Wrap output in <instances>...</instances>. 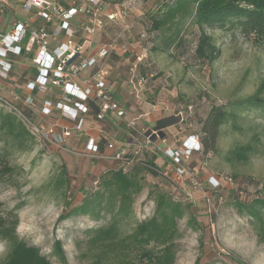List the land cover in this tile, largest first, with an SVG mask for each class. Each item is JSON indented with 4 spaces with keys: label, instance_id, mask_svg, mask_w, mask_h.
<instances>
[{
    "label": "rangeland",
    "instance_id": "obj_1",
    "mask_svg": "<svg viewBox=\"0 0 264 264\" xmlns=\"http://www.w3.org/2000/svg\"><path fill=\"white\" fill-rule=\"evenodd\" d=\"M123 1L126 0H104L109 4ZM173 1L137 0V7L125 20L126 31L120 25L105 27L93 39V44H111L113 48L111 54L115 57H110V54L102 66L110 73L112 91L128 90L126 101L133 103L134 109L130 110L124 102L122 104L126 107L128 120L136 122L133 128L126 126L125 119L107 114L101 121L92 119L97 123L93 122L88 127L84 125L82 132L73 133L65 146L35 141L30 151L19 152L7 148L8 162L22 170L0 183V216L14 211L18 216L17 237L39 248L52 264H56L54 258L50 257L55 240L61 242L68 264H92V259L84 256V231L105 221L96 223L84 216L57 222L65 212L63 192L73 199V206L78 205L84 193L95 190L94 182H98L101 174L122 168L120 162L112 160L119 148H124L126 155L137 156L133 162L135 166L142 156L146 159L156 156L165 160L164 166L159 162L160 173L156 175L147 171L130 175L142 188L132 205L133 221L144 222L153 215L154 203L147 198L149 192L164 193L169 196L170 204L183 205L184 218L177 221L179 237L175 241L174 264H194L196 259H199V264H234L229 254L236 255L246 264H264V246L256 241L247 220L240 218L233 209L232 196L227 193L232 186L219 180L221 176L228 178L236 175L233 187L252 195L256 189H261L264 196V114L255 109L240 111L237 120L239 131L233 130L230 122L220 128L216 155L197 154L183 162L182 165L193 174L199 185L196 189L191 186L187 176L176 178L174 168L164 154L169 148L181 147L188 136L193 135L197 140L202 137L201 123L213 107L244 100L258 90L264 96V88H261L264 82V41L257 44L227 26L206 30L219 50L216 60L210 64L196 56L198 29L187 18L179 26L178 37L165 49L173 27L166 25L157 31L151 28L153 19L161 17L166 6ZM142 29H149L148 38L142 43L145 51L136 46L138 33ZM140 54L145 55V59L137 70L149 78L136 96L127 85L126 73L128 66L135 61V55ZM53 92L36 93L33 96L36 108L33 110L12 101L10 95L0 96V111H13L11 105L25 111L30 120L41 127L56 121L72 126V123L62 120L59 111L53 110L51 117L41 118L39 109L42 101L52 99L49 97L54 96ZM142 114L145 119L150 115L151 121L139 124L138 118ZM167 118L173 124L163 126L162 122ZM88 128H92L93 135L99 133L98 137L103 141V151L98 159L83 152L82 144L91 133L88 131L89 135H86ZM148 136L150 144L147 151L140 150L135 154L137 145H144ZM255 137L257 140H254ZM109 143L115 144L113 150L107 148ZM247 143L254 145L256 150L246 162L226 160L229 150ZM2 146L0 140V152H4ZM123 170L133 171L132 163L123 166ZM62 171H65L68 186L66 190L65 187L55 190L53 183ZM164 172H167V177L163 175ZM210 178L216 179L223 189L217 193L210 190L215 185ZM186 204H190V210L184 206ZM192 215L199 223L198 230L186 225ZM123 230L130 232L129 226ZM4 251L5 247L0 242V264Z\"/></svg>",
    "mask_w": 264,
    "mask_h": 264
},
{
    "label": "trees",
    "instance_id": "obj_2",
    "mask_svg": "<svg viewBox=\"0 0 264 264\" xmlns=\"http://www.w3.org/2000/svg\"><path fill=\"white\" fill-rule=\"evenodd\" d=\"M187 18L198 29L195 54L210 64L216 60L219 50L206 30L227 26L257 44L264 41V0H174L166 6L161 17L154 18L152 22V31L166 25L173 27V33L165 44V49L178 37L179 26ZM115 26L117 25L106 24L105 27ZM261 88H264V82ZM86 106L88 108L86 118L95 120L97 108L92 102H87ZM252 109L264 114V96H261L260 90L244 100L213 107L201 123L203 136L198 138V151H194L190 157L197 154L216 155L220 128L230 122L231 128L239 131L237 120L240 118V111ZM24 112L20 111L23 117L30 119ZM162 123L163 126L173 124L169 118ZM0 140L3 142L4 150L0 152L2 183L5 179L18 175L22 170L8 162L7 148L19 152L30 151L36 139L14 111H0ZM254 140H257V137ZM98 148L101 157L102 139L98 141ZM255 150L254 145L249 143L235 146L229 150L226 160L246 162ZM135 159L137 156L125 155L124 160L120 161L122 168L110 169L101 174L95 190L84 193L78 205L73 206V199L68 198L66 192H63L65 212L58 217L57 222L84 216L96 223L105 221L84 231L86 237L84 256L92 259V264H174L175 241L179 237L177 221L184 218L183 205L170 204L169 196L164 193L149 192L147 198L154 203L153 215L144 222L134 223L132 205L142 188L130 178V175L142 171L156 175L160 173L161 165L165 164V160L156 156L149 159L142 156L135 166L133 165ZM130 163L133 171L125 172L123 166H129ZM236 178V175L231 176L234 182ZM53 184L55 190L64 187L66 190L68 180L65 178V171H62ZM221 189L223 186L219 185L210 190L217 193ZM227 191L228 196H232V206L236 214L247 220L256 241L264 246V196L261 195V189H256L253 195L233 186ZM184 206L188 210L191 208L190 204ZM186 225L192 230H198L200 227L193 215L187 219ZM17 226L18 216L14 211L0 216V242L5 247L1 264H52L48 257L42 255L39 248L30 246L17 237ZM126 226L130 229L128 233L123 230ZM50 257L54 258L56 264H68L61 242L58 240L52 243ZM229 258L234 264H246L234 254H229ZM194 264H199V259H196Z\"/></svg>",
    "mask_w": 264,
    "mask_h": 264
},
{
    "label": "built area",
    "instance_id": "obj_3",
    "mask_svg": "<svg viewBox=\"0 0 264 264\" xmlns=\"http://www.w3.org/2000/svg\"><path fill=\"white\" fill-rule=\"evenodd\" d=\"M137 0H126L121 3L109 4L104 0H22V9L40 19L43 24L33 28L29 23H15L11 32L0 35V59H6L9 55H19L22 52H33L31 59L36 68V77L27 83L28 94L23 99L15 93L11 94L12 101L22 103L29 110L36 108L32 92L46 93L58 91L56 100L44 99L39 109L41 118L51 117L52 111H59L62 120L72 123L67 126L59 121L49 123L45 127L34 124L30 119L22 116L9 102L1 99L21 118L29 133L39 143H48L53 146H65L73 133L82 132L84 117L88 115L86 103H93L97 108L96 121H101L107 114H112L118 119H125L127 111L113 96L109 90V71L102 66L112 52L111 44H102L98 50L91 53L95 35L101 33L106 24L128 28L125 20L137 7ZM2 8V7H1ZM27 37L25 45H20ZM148 38L146 30L138 33L137 49H145L142 43ZM145 55H135V61L127 68V85L139 95L145 87L148 76L138 72ZM2 69L0 78H6L10 71V64L1 60ZM90 70L86 79L76 81L85 71ZM126 120V119H125ZM135 120H126V126L133 128ZM155 135L154 132H152ZM150 137L145 144L137 145L135 154L140 150L147 151ZM109 150L115 148L114 143L107 145ZM194 151H198V140L195 136H188L181 143V147L167 149L165 156L170 160L177 179L187 176L191 186L199 187L190 173L182 164L188 160ZM83 152L92 158H100L98 141L87 138L84 142ZM126 150L119 148L114 152L113 161L124 160ZM168 176L167 172L163 174ZM228 185L233 186L231 177L219 178ZM213 188L220 183L210 178ZM97 182H94L96 184Z\"/></svg>",
    "mask_w": 264,
    "mask_h": 264
},
{
    "label": "crops",
    "instance_id": "obj_4",
    "mask_svg": "<svg viewBox=\"0 0 264 264\" xmlns=\"http://www.w3.org/2000/svg\"><path fill=\"white\" fill-rule=\"evenodd\" d=\"M22 0H0V35H7L11 32L13 25L17 22L19 23H29V25L33 28H36L43 24V22L36 18L31 17L28 13H26L21 6ZM2 7V8H1ZM101 34V33H100ZM27 41V37L24 38L22 43L20 45H25ZM104 44V43H103ZM102 45L99 42L97 44H93L90 52L94 53L98 50L99 46ZM33 52H22L19 55H9L6 59H0L3 61H6L10 64L11 68L10 71L7 73L6 78H0V96H8L12 93H15L16 95H19L20 98L26 97L29 93L27 90V83L31 80H33L36 77V68L32 64V57ZM112 58H114V54H111ZM109 58V57H108ZM107 58V59H108ZM105 60V62L107 61ZM116 59V58H115ZM2 69V64L0 63V70ZM90 74V70L85 71L82 73L76 81L86 79ZM122 88V87H121ZM109 90L113 94L114 98L122 105L125 104L129 109L133 110L134 106L133 103H128L126 100V94L128 95L129 92L127 89H115L112 91V86L109 85ZM58 91H54L52 100H56L59 95H55ZM32 95H35L36 92H32ZM123 99V100H121ZM124 102V103H123ZM123 103V104H122ZM125 107V106H124ZM126 108V107H125ZM113 116V115H112ZM127 116V115H126ZM115 118V117H114ZM145 115H139L138 122L139 124L143 123H149L151 120V117L149 115L148 119H145ZM116 119V118H115ZM126 120H128L127 117H125ZM117 120V119H116ZM97 123L96 121L92 120L90 117H84V122L82 129L87 126H90L91 123ZM114 126L117 127L115 123H113ZM88 131H91L90 135L87 133ZM86 135H89V137L95 139L96 141L101 140L99 136V133L95 132L96 135L92 134V128H88L85 130ZM82 147H84V143L82 144Z\"/></svg>",
    "mask_w": 264,
    "mask_h": 264
}]
</instances>
